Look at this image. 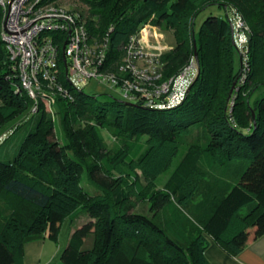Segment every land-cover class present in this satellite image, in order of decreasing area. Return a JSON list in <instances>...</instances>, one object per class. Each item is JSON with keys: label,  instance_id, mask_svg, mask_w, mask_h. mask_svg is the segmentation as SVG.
<instances>
[{"label": "trees", "instance_id": "trees-1", "mask_svg": "<svg viewBox=\"0 0 264 264\" xmlns=\"http://www.w3.org/2000/svg\"><path fill=\"white\" fill-rule=\"evenodd\" d=\"M81 1L89 6L88 30L108 35L109 60L120 57L129 34L151 18L158 28L171 29L175 40L161 57L162 79L194 57V43L197 74L185 100L169 109L119 99L108 108L82 90L72 91V100L57 97L62 142L39 103L12 158H0V264H22L28 238L44 232L56 238L61 222L80 210L88 218L74 228L63 264H213L204 253L210 239L236 255L264 235V68L257 69L264 65V0L227 1L250 29L243 82L227 13L207 15L194 27L200 11L226 2ZM18 84L0 37V137L32 111ZM101 129L121 142L108 147ZM178 155L170 191L154 189ZM84 173L96 190L83 187ZM146 196L154 211L136 210Z\"/></svg>", "mask_w": 264, "mask_h": 264}, {"label": "built area", "instance_id": "built-area-1", "mask_svg": "<svg viewBox=\"0 0 264 264\" xmlns=\"http://www.w3.org/2000/svg\"><path fill=\"white\" fill-rule=\"evenodd\" d=\"M0 8V37L19 87L33 102V112L42 103L54 115L57 97L72 100V91L93 83L115 90L125 101L169 109L185 100L197 74L191 57L175 74L162 79L161 57L171 47L161 43L162 34L151 18L129 34L120 57L109 60L108 35H93L79 11L55 0H0ZM227 15L235 47L246 53L249 27L236 11Z\"/></svg>", "mask_w": 264, "mask_h": 264}, {"label": "rangeland", "instance_id": "rangeland-1", "mask_svg": "<svg viewBox=\"0 0 264 264\" xmlns=\"http://www.w3.org/2000/svg\"><path fill=\"white\" fill-rule=\"evenodd\" d=\"M55 1H56V4L63 5L67 8L81 12L84 15V17L86 19H88V15H89L88 8H89V6H88V4L84 3L83 1H81V0H55ZM127 1L128 0H119V5H123ZM227 1L228 0H222V2H226L225 3L226 5L223 7L219 6L217 4H213V5L207 6L205 9L200 11L195 17V23H194L195 30H198V28L200 27L204 18L210 14L216 15L218 17H225V11L227 14H229V13L231 14V12L234 10L241 15L240 11H238L236 9L237 6L230 1L229 2H227ZM262 2H264V1H262ZM259 7H260L261 12L264 13V4L259 5ZM260 17L261 18L264 17V14H262ZM242 18H243V16H242ZM1 20H2V18H1V8H0V21ZM243 20L245 21L244 18H243ZM245 23L247 24L246 21H245ZM247 26H248V24H247ZM160 30H162L166 36V39L161 41V43L162 44H170L173 46L175 43V40H174V37L172 34V30L166 29V28L160 29ZM249 32H250V29H249ZM162 39H163V36H162ZM240 54H241V68H242V70H241V78L239 79V82H243L245 72H246L245 71L246 68H244V67L246 66L247 55H246V53H241V52H240ZM262 68H264V65H261L260 68L257 67L258 72L261 71ZM82 91L88 96L96 97L94 99L96 104L101 105V106H105L108 108L112 107L111 102L113 99H119V100L125 101L124 99H122V97L115 90L108 89L105 86L97 87L94 83L84 86L82 88ZM261 94L264 95V89H262ZM46 112L51 115V113L49 111H46ZM51 117L54 119L53 120L54 131L56 133L57 139H58V141L62 142L63 135H62V129H61L62 127H61L59 115H56V113H55L54 115H51ZM36 119H37V113L32 112L31 110H28L26 114H24L21 117H19L18 119H16L15 124L17 125V128L14 129L13 132L8 131L7 136L0 142V158L1 159L8 160V159L12 158L13 154L16 152L19 140L34 125ZM101 134L103 136L105 144L108 147H113L115 145H118L121 142V140L119 138L112 136L105 129H101ZM144 139H145L144 137H141L139 139V143L142 145V147L144 146ZM178 159H179V155L173 159V162L171 163L169 168L161 173V175L157 179V183L155 184L154 189L161 190V191H170L171 186H170L168 180L170 177V173H171L172 169L174 168V165ZM81 184L88 191H93V190L97 189L94 184L90 183L87 180V176L85 173L82 175ZM197 199H199V197H197ZM136 210L143 211V212L154 211L151 208V202L148 199V196H146L145 200H142L138 203ZM87 218L88 217H86V212L84 210H80L78 216H76L75 219H72L71 222H72V224L79 225L82 222H85ZM69 223H70V219H65L62 223V227H64V228H63V232L61 233V237H64L65 239L67 237V228H68ZM91 242H92V236H88L86 238L85 245L89 246L91 244Z\"/></svg>", "mask_w": 264, "mask_h": 264}, {"label": "crops", "instance_id": "crops-1", "mask_svg": "<svg viewBox=\"0 0 264 264\" xmlns=\"http://www.w3.org/2000/svg\"><path fill=\"white\" fill-rule=\"evenodd\" d=\"M159 32L163 36L162 41L165 40L164 32L160 29ZM163 45L173 47L170 44ZM71 220L67 228L66 239L61 237L64 228L62 227L63 221L56 238L49 236L48 232L28 238L23 244L22 264H63L61 253L68 244L74 228L79 226L72 224ZM204 253L213 264H264V235L249 240L245 247L234 256L227 254L215 241L210 239Z\"/></svg>", "mask_w": 264, "mask_h": 264}, {"label": "water", "instance_id": "water-1", "mask_svg": "<svg viewBox=\"0 0 264 264\" xmlns=\"http://www.w3.org/2000/svg\"><path fill=\"white\" fill-rule=\"evenodd\" d=\"M229 24H230V28H231V32H232V43L235 46V42H234V39H233V27H232V23L229 21ZM194 57H195V60L197 62L198 61V57H197V51H196V45H195V43H194ZM62 59H63V62H64V66H66V61H65V56L64 55H63V58ZM240 59H241V55H240ZM236 82H237V79L234 80V82H233V84L231 86V89L229 91V97L228 98H230ZM189 90H190V87L188 88V92H189ZM125 102L127 104H129V105H134V103H132V102H129V101H125ZM252 115L254 117V112H252Z\"/></svg>", "mask_w": 264, "mask_h": 264}]
</instances>
